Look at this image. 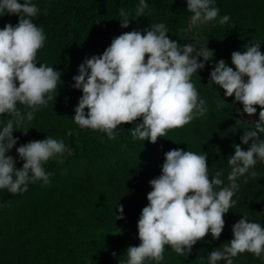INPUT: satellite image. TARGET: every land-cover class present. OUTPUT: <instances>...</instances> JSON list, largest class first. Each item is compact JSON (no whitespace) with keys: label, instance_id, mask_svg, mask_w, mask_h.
Segmentation results:
<instances>
[{"label":"trees","instance_id":"trees-1","mask_svg":"<svg viewBox=\"0 0 264 264\" xmlns=\"http://www.w3.org/2000/svg\"><path fill=\"white\" fill-rule=\"evenodd\" d=\"M145 2L149 5L145 16L130 19L129 27L122 28L119 9L134 15L139 0H32L40 9L33 22L46 35L37 66L46 63L56 68L62 73V83L58 84L56 99L40 107L31 123L15 129L13 136L18 143L8 154L15 158L16 167L22 168L16 148L47 136L63 140L73 153L66 158L58 155L44 165L50 174L49 183L30 182L27 192L15 195L0 190V264H120L127 248L140 244L138 220L148 204L147 195L152 190L149 182L162 174L166 152L182 149L207 153L210 176L222 169L226 186L230 171L227 159L234 154L233 145L248 150L250 144L243 145L240 138L253 127L251 123L258 122L259 115L257 121L239 122L237 110L243 105L234 103V97H226L218 85L209 84L210 72L221 59L234 68L232 52H243L245 44L252 41L259 43L264 53V0H214L219 17L228 15L230 20L223 26L214 22L203 35L214 58L191 78L199 98L206 102L203 116L169 131L156 144L133 141L130 130L135 123L118 126L113 140L106 133L75 124L72 118L82 90L74 88L73 77L86 58L102 55L122 33L143 32L154 23H164L169 38L183 44L182 32L190 29L191 16L186 0ZM18 22V16L5 15L0 17V29ZM193 36L198 37L197 32ZM257 110H261L259 106ZM8 118L0 116V122ZM26 129L27 135L21 132ZM252 171L258 175L252 177ZM237 183L236 203L224 217L219 240L209 234L184 256L165 246L160 264H208V254L234 238L232 226L243 216L264 227V161L257 160ZM119 203L125 219L116 221ZM233 264H264V255L239 254Z\"/></svg>","mask_w":264,"mask_h":264},{"label":"clouds","instance_id":"clouds-1","mask_svg":"<svg viewBox=\"0 0 264 264\" xmlns=\"http://www.w3.org/2000/svg\"><path fill=\"white\" fill-rule=\"evenodd\" d=\"M186 5L190 25L200 31L230 20L228 15L219 17L214 0H186ZM148 8L145 0H139L134 15L121 7V27L128 28L130 19L145 16ZM39 12L32 0H0V17H19L17 25L9 23L0 29V116L10 117L0 122V190L13 195L27 192L30 182L49 183L50 174L44 165L66 148L63 140L50 136L22 144L16 148L23 161L19 169L8 154L18 143L13 136L15 129L31 123L40 107L56 99L58 84L62 83V73L56 68L46 63L37 66L38 52L46 41L43 28L33 22ZM244 47L243 52L231 54L234 68L223 59L214 64L209 84L218 85L226 97H234V103L243 105L241 115L255 116L257 106L261 109L258 122L251 123L253 127L240 138L243 145L250 144L248 150L233 145L234 154L227 159L230 171L226 186L222 169L210 176L207 153L182 149L166 152L162 174L149 182L152 190L147 195L148 204L138 220L140 244L129 246L120 264H160L165 246L184 256L209 234L219 240L224 217L236 203L233 196L239 191L238 179L248 174L257 160L264 161V53L255 41ZM213 58L214 51L207 44L181 45L170 39L162 22L151 24L143 32H124L102 55L86 58L79 66L73 80L82 96L72 119L82 129L106 133L109 140L116 138L118 126L135 123L130 130L133 141L156 144L169 131L183 128L207 111L191 78ZM21 132L27 135L28 130ZM250 175L256 177L258 173L252 171ZM117 211L120 215L116 221L125 219L120 203ZM232 232L230 242L208 254V264H233V259L243 253L256 258L264 255V227L259 223L243 216L232 226Z\"/></svg>","mask_w":264,"mask_h":264},{"label":"rangeland","instance_id":"rangeland-1","mask_svg":"<svg viewBox=\"0 0 264 264\" xmlns=\"http://www.w3.org/2000/svg\"><path fill=\"white\" fill-rule=\"evenodd\" d=\"M210 26V25H209ZM209 26L207 29H205L204 31H200L199 29L192 27L190 25V29L188 31H183L182 32V40H183V44H189V43H200V44H207L206 39L203 37V35L209 31ZM197 32L198 37H194L193 33ZM208 47V46H207ZM197 50H199V48H197ZM238 114H239V122L242 123H249V122H253V121H257L258 115H259V110H257V114L255 116H248L246 113L241 115V113H243V109L242 108H238L237 110ZM72 150L70 148H65V151L63 154H61L64 158L70 156L72 154Z\"/></svg>","mask_w":264,"mask_h":264}]
</instances>
